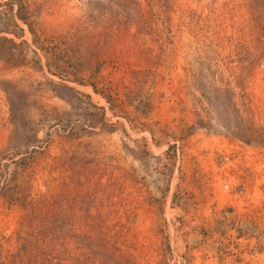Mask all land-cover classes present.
I'll list each match as a JSON object with an SVG mask.
<instances>
[{"label":"rangeland","instance_id":"obj_1","mask_svg":"<svg viewBox=\"0 0 264 264\" xmlns=\"http://www.w3.org/2000/svg\"><path fill=\"white\" fill-rule=\"evenodd\" d=\"M213 146L221 188L264 149V0H0V264H248L192 201Z\"/></svg>","mask_w":264,"mask_h":264},{"label":"crops","instance_id":"obj_2","mask_svg":"<svg viewBox=\"0 0 264 264\" xmlns=\"http://www.w3.org/2000/svg\"><path fill=\"white\" fill-rule=\"evenodd\" d=\"M162 145L163 148H153L152 151H159L161 153H163V155H161V159H165V156L167 155L166 150H167V143H164L163 140H158ZM201 144V142H199ZM202 148L201 147L198 149L201 150L202 152ZM214 146L210 148V150L208 151V153H201L199 157L204 160L202 161V163H209V157H211L210 152L213 150ZM185 150L188 152V155L190 156V152H194V150H192V147L187 146L185 147ZM197 151V150H196ZM198 153V152H195ZM186 155V154H185ZM200 158H193L191 160L188 161L189 165L191 166H195V162L197 164V160L200 161ZM212 158V157H211ZM183 160H186L185 158H183ZM201 162V161H200ZM212 162V160H211ZM209 163V166H211L212 163ZM182 164H185L186 167V162L184 161ZM188 165V166H189ZM206 166H204L202 169H199V171L194 172V176L197 177V187L196 184L195 185H191L192 188H190L193 192L194 197L192 198V201L194 200V202H199V205L201 207H203V209H208L210 208V206L212 205H217V206H221L222 202H225L226 200L231 201V199H234V203H236L239 207V209L242 210V219H236V221H238L237 224H235V231H231L230 233V241H232L231 243V248H230V253L231 255L234 256H240L245 260V257L248 264H251V256L252 255H264V250L262 249V244H259L255 241H264V234L263 233H259V232H251L250 226L247 221H245L246 218L250 219V208H255L257 203H260L264 206V176L262 177H251V178H247L245 180L247 187L243 189V191L241 192V195H238L236 193H234L235 189L233 188V185L235 184V178H233V176H230L228 182H227V188L222 186L218 187L217 184H215V180L219 179L220 177V172H215L212 167V169H209L211 172H214V174H212L211 176H213V180L212 178L209 179L208 183L205 185L204 181L205 179H207L204 175V173L202 172L205 169ZM216 170H220L219 168H216ZM214 177H216L214 179ZM229 189V191H228ZM239 198L238 200L236 198ZM261 200V201H260ZM170 202V200H169ZM196 207H199L198 205H196ZM203 210V212H205ZM246 213V214H245ZM249 213V214H247ZM204 214V213H203ZM252 216V215H251ZM200 217V216H198ZM201 220H207L205 217L204 219L202 217H200ZM214 218V219H213ZM213 218L209 217V223H207L206 226H208V229H211L212 231V235H210V237L212 239H219V233L220 230H216L217 227L221 224L220 222H218V220L213 216ZM239 218H241V216H239ZM187 217L181 218L180 220H178V224L180 225L181 222L183 220H186ZM202 223V221H200ZM200 223V224H201ZM216 230V231H215ZM183 233V237H185L186 232H180V234ZM208 233V232H207ZM193 234H197L199 236H203L205 233L204 230H201L200 232L196 231ZM191 234V236L193 235ZM170 236V235H168ZM258 249V250H257ZM210 254H213L212 252H210Z\"/></svg>","mask_w":264,"mask_h":264},{"label":"built area","instance_id":"obj_3","mask_svg":"<svg viewBox=\"0 0 264 264\" xmlns=\"http://www.w3.org/2000/svg\"><path fill=\"white\" fill-rule=\"evenodd\" d=\"M219 164L220 170H224V167H227L228 170H225L228 174L235 172H240V174H237L235 177V184L236 187L242 186V189L245 187L246 182L245 180L247 178H257L264 176V149H259L257 151H248L246 149L239 148L236 151H230L228 154H222L221 157H219ZM234 169V170H233ZM229 175V176H231ZM222 182L226 181L225 176L229 178L228 175H223ZM237 178L242 181V183L239 185V180L237 181ZM242 178V179H241ZM264 186V183H263ZM240 189H238V192ZM240 191V192H241Z\"/></svg>","mask_w":264,"mask_h":264}]
</instances>
